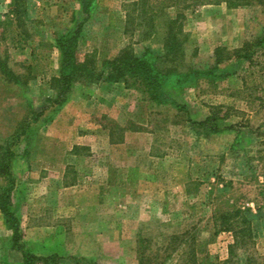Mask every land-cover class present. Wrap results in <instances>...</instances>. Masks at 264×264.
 Wrapping results in <instances>:
<instances>
[{"label":"rangeland","instance_id":"1","mask_svg":"<svg viewBox=\"0 0 264 264\" xmlns=\"http://www.w3.org/2000/svg\"><path fill=\"white\" fill-rule=\"evenodd\" d=\"M23 1L22 23H0V58L15 48L7 64L36 84L24 88L29 102L18 131L1 121L0 148L13 152L7 209L18 221L21 248L38 259L30 263L264 264V0H186L192 4L186 10H164V0H92L89 11L83 0ZM179 12L184 17L169 27ZM79 26L77 60L94 55L100 71L127 48L140 56L174 52V37L184 53L169 65L180 72L208 69L217 49L232 60L220 66L228 75L214 83L203 77L171 90L183 109L144 100L118 83L112 90L128 104L126 112L112 113L121 123L98 117L107 128L98 151L56 149L61 168L69 166L55 189L44 166L30 162L45 156L41 131L63 119L72 98L94 92L81 76L65 103H53L51 80L61 62L56 41ZM124 125L143 129L123 140ZM90 157L103 164L87 163ZM8 186L0 178V193ZM0 222L6 223L1 211ZM7 226L0 264H23L22 251H10Z\"/></svg>","mask_w":264,"mask_h":264},{"label":"trees","instance_id":"2","mask_svg":"<svg viewBox=\"0 0 264 264\" xmlns=\"http://www.w3.org/2000/svg\"><path fill=\"white\" fill-rule=\"evenodd\" d=\"M11 12L15 21L22 23L23 11L20 10L23 6V0H12ZM152 0L139 1L142 5H150ZM92 0H83L84 9L89 11ZM164 10L167 8H182L186 10L191 8L192 4L185 3L179 6L180 0H164ZM218 2V1H217ZM136 4V3H135ZM163 4V3H162ZM183 13L179 12L176 19H172L169 27H172L181 18ZM80 28L75 33H66L60 35L56 41V47L61 54L59 74L51 80V86L55 89L56 97L53 100L54 104H63L66 102L69 93L72 91L74 81L83 77L89 84L99 83H122L127 88H134L142 93L144 100L155 102L157 104H171L175 105L178 109L185 108V105L176 99V93L182 88H191L196 86L200 78L205 77L210 83H214L218 79H222L228 75L225 70L221 69V65L232 60V56L224 58L221 49H217L214 56V61L211 66L206 70H198L191 68L188 71L180 72L178 67H170L169 62L175 63L177 56L184 53L183 43L173 39L174 52L167 49L165 55H156L150 51L142 56L137 55L136 52L127 48L124 49L117 57L112 60H107L103 63V69L100 71L98 65L94 60V55L86 56L83 63L77 60L76 52L78 48V40L80 39ZM82 30V29H81ZM179 34V33H178ZM185 40L186 37H183ZM176 39V40H175ZM7 52V51H6ZM237 57H241V54ZM243 58V57H242ZM10 57L6 53L2 59L0 58V76L8 81H18L21 75L15 73L12 68L7 64ZM90 59V60H89ZM250 59H246L248 61ZM205 125V123H203ZM4 151V152H3ZM3 152V153H2ZM13 152L10 145L0 148V178L6 179L9 185L5 190L0 193V211L6 217V224L13 230V247L15 249L23 250L20 245L21 233L18 226V221L14 214L7 209L11 205L12 198L11 192L14 187V177L11 173ZM1 190V189H0ZM232 253V251H230ZM24 256L23 264H31L30 260L34 256L22 252ZM38 260V259H36Z\"/></svg>","mask_w":264,"mask_h":264},{"label":"crops","instance_id":"3","mask_svg":"<svg viewBox=\"0 0 264 264\" xmlns=\"http://www.w3.org/2000/svg\"><path fill=\"white\" fill-rule=\"evenodd\" d=\"M12 2V0H0V23H3L4 21L15 23V18L11 12ZM18 34L19 33H17V36ZM20 37H22V34H19V39H21ZM7 53L9 57L11 55L14 57V55L18 52L15 50V48L12 50L11 48L7 47ZM18 75L22 76L20 77L21 79L11 82L0 76V123L2 120H5V124H9L10 130L12 129L13 133H16V129L18 127L20 128L22 125L21 122L24 121L26 115L25 113L29 101L27 96L28 94L25 93V89L28 86L31 87L33 83L36 84L33 79L30 80L31 78H26L23 73H18ZM119 85L120 84L118 83L107 82L92 84V87L94 88L92 95L87 96L86 99L76 97L72 98L68 104V107L63 112V119L59 117L52 125L47 126L41 131L42 144L40 145V149L42 150V153L45 154V156L40 158H37V156L34 157V161L31 160L30 165L33 164L44 166L42 171L49 173L48 175H50V177H48V179H51V187L54 185L55 189L58 187L60 188L58 185L65 180L69 166L65 162L64 167L61 168L64 164L62 161L63 155H60L62 153L61 151L57 153L55 151L56 149L62 150V148H64L68 151L67 153L69 155H75V153H78L82 150H91L92 152L98 151V135L107 129L106 125H102V122L98 117L103 118L102 114L114 116L118 122L121 123L119 121V114L120 112H123V109L125 111V108L128 107V104L126 98L121 97L120 92V94H117L115 93V90H112L116 89V87ZM118 90L120 91L121 88ZM18 103L20 104L19 108L17 107ZM139 104V101L138 103L133 102V105H129V107H131L130 110H132V108H137V105ZM121 105L122 110L120 108ZM117 110H119V114L112 115V113ZM7 116L8 118L6 119ZM137 124L138 125L136 126H145L144 123L141 122ZM122 128L126 130L123 140H127L130 136L134 137V135H138L136 131L143 129L142 127H136L133 130L128 128L126 125H124ZM107 140L110 145H113L110 136L107 138ZM57 146L59 148H57ZM89 162H91L94 166L103 164L102 161L96 160V157L88 158L87 163ZM56 166H59L60 168H57ZM66 189L70 190L68 188ZM64 208L66 209V207ZM68 208L70 209L71 214L74 213V215H77L78 212H74L75 208L73 206ZM46 228L59 230L60 226H46ZM10 231L11 230L8 229L6 223L3 224L0 222V232L2 234H7V236H10ZM57 244L58 243L56 242V245ZM16 250L18 249H15L12 244L10 251L15 252ZM21 251L23 252L24 250Z\"/></svg>","mask_w":264,"mask_h":264}]
</instances>
